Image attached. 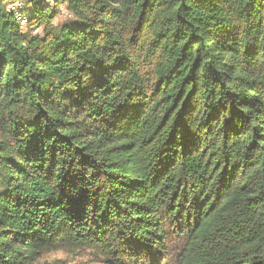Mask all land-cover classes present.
I'll use <instances>...</instances> for the list:
<instances>
[{"label": "trees", "instance_id": "obj_1", "mask_svg": "<svg viewBox=\"0 0 264 264\" xmlns=\"http://www.w3.org/2000/svg\"><path fill=\"white\" fill-rule=\"evenodd\" d=\"M84 249L264 264V0H0V264Z\"/></svg>", "mask_w": 264, "mask_h": 264}, {"label": "rangeland", "instance_id": "obj_2", "mask_svg": "<svg viewBox=\"0 0 264 264\" xmlns=\"http://www.w3.org/2000/svg\"><path fill=\"white\" fill-rule=\"evenodd\" d=\"M72 19L71 15L66 10L65 6H62L59 10L58 16L52 22L53 26L59 25L62 22ZM28 27L23 28V30ZM37 30V34H41L42 27H34L32 34ZM36 35V34H34ZM41 263L49 264H106L105 258L96 250H57L54 252L44 253L40 257ZM164 261V260H163ZM164 263V262H163Z\"/></svg>", "mask_w": 264, "mask_h": 264}, {"label": "built area", "instance_id": "obj_3", "mask_svg": "<svg viewBox=\"0 0 264 264\" xmlns=\"http://www.w3.org/2000/svg\"><path fill=\"white\" fill-rule=\"evenodd\" d=\"M23 7L24 4L20 1H12L7 5V10L14 15L22 29L25 28L28 23L26 16L24 15V13H22ZM33 34H37V30H35Z\"/></svg>", "mask_w": 264, "mask_h": 264}]
</instances>
